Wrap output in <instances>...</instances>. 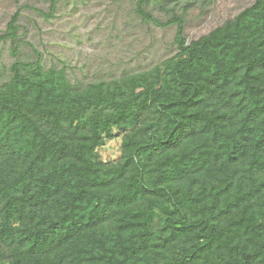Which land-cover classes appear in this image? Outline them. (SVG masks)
<instances>
[{"label":"trees","instance_id":"1","mask_svg":"<svg viewBox=\"0 0 264 264\" xmlns=\"http://www.w3.org/2000/svg\"><path fill=\"white\" fill-rule=\"evenodd\" d=\"M132 1L176 51L108 79L47 66L19 34L36 7L0 34V264H264V0L190 41L211 0Z\"/></svg>","mask_w":264,"mask_h":264},{"label":"rangeland","instance_id":"2","mask_svg":"<svg viewBox=\"0 0 264 264\" xmlns=\"http://www.w3.org/2000/svg\"><path fill=\"white\" fill-rule=\"evenodd\" d=\"M254 0H211L189 9L185 14L184 34L187 41L199 38L232 18ZM25 8L19 17V34L42 52L43 61L64 66L70 80L108 79L124 72L149 68L174 54L175 25L156 26L141 21L134 13L132 0H61L49 13L44 0H0V34L19 5ZM159 20L167 13L151 8ZM21 57H34L31 48L22 43ZM14 57L10 40L0 41V71ZM120 136L98 148L102 161L119 156Z\"/></svg>","mask_w":264,"mask_h":264}]
</instances>
